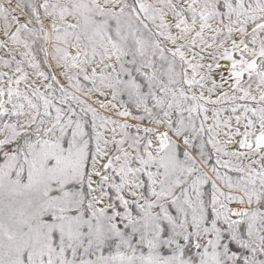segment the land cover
<instances>
[{"label": "snow or ice", "instance_id": "obj_1", "mask_svg": "<svg viewBox=\"0 0 264 264\" xmlns=\"http://www.w3.org/2000/svg\"><path fill=\"white\" fill-rule=\"evenodd\" d=\"M0 264H264V0H0Z\"/></svg>", "mask_w": 264, "mask_h": 264}]
</instances>
